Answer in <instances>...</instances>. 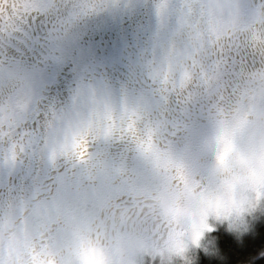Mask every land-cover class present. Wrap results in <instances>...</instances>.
Masks as SVG:
<instances>
[{"label": "flooded vegetation", "instance_id": "1", "mask_svg": "<svg viewBox=\"0 0 264 264\" xmlns=\"http://www.w3.org/2000/svg\"><path fill=\"white\" fill-rule=\"evenodd\" d=\"M39 2L48 7L36 15L26 31L15 36L0 34V98L5 96L4 82L13 80L19 82L17 92L35 97L34 104L42 99L60 109L53 114L38 150L14 144L0 151V262L67 264L70 245L86 240L98 244L114 240L118 247L150 246L145 234L155 220L152 201L157 189L145 173L149 167L157 171L156 161L165 153L156 142L158 134L149 120L160 105L149 83H167L184 60L198 48L208 46L216 31L251 29L249 39L264 42L259 21L252 19L251 11L233 14V19L224 22L216 17L205 24L192 47L172 39V13L167 15L164 27L156 28L166 29L162 41L157 43L155 36L138 33L148 15L157 16L151 1L117 18L107 13L109 0ZM91 28L99 30L100 37L109 44L121 35L126 49L80 77L79 58L98 38L89 37ZM126 28L133 31L131 38L123 34ZM67 43L73 44L71 51ZM99 76L104 87L106 76L119 80L115 82V94L107 106L87 105L85 95H78L76 90L82 83L92 85L90 78ZM66 88L68 93L62 92ZM262 90L264 76L242 81L227 111L246 105L254 92ZM50 95L53 99L48 101ZM29 99L22 97L21 105L26 106ZM73 116L77 117V125L71 128L69 146L60 129L66 119L75 120ZM198 123L192 119L187 125ZM85 146L86 154L81 156ZM50 169H64L51 189L42 180ZM121 193L129 203H115L114 194ZM137 202L146 208L143 215ZM89 264H97L94 256Z\"/></svg>", "mask_w": 264, "mask_h": 264}, {"label": "snow or ice", "instance_id": "2", "mask_svg": "<svg viewBox=\"0 0 264 264\" xmlns=\"http://www.w3.org/2000/svg\"><path fill=\"white\" fill-rule=\"evenodd\" d=\"M47 7L39 0H0V34H21ZM166 9L174 18L172 39L181 45L195 47L205 24L225 12L231 15L251 11L252 19L259 21L257 26L264 36V0H174L171 5L165 0L157 5V15H164ZM250 35L251 29L247 32L237 29L216 31L208 46L198 48L184 60L167 83H149V88L154 89L160 98V105L149 120L158 134L156 142L165 153L156 161L157 172L166 175L189 197H203L205 181L223 171L225 155L233 148L251 173L264 171V90L259 94L254 92L246 105L227 111L242 81L256 75L264 76V42L255 43L249 39ZM18 87L19 82L13 80H6L3 85L0 151L14 144L38 150L53 114L60 109L42 99L34 104L35 97L17 92ZM24 96L30 98L26 106L20 103ZM212 115L217 117L219 131V138L213 145L219 167L205 171L199 161H193V170L190 171L182 159H172L168 152L188 121L202 122ZM228 115L231 116L230 121L225 120ZM125 138H128L127 134ZM25 141L30 143L25 144ZM85 154L86 146L80 152L81 156ZM63 171L50 169L43 174L45 186L49 189L55 187ZM114 196L117 205L129 203L125 194ZM137 205L139 214L143 215L146 211L144 204L137 202ZM207 227L201 225L194 233V244H199ZM247 233L238 240L235 236L226 235L223 228L213 232L212 235L218 237L219 254L214 257L201 254L199 264H264V217L255 221ZM147 264H162V257H148Z\"/></svg>", "mask_w": 264, "mask_h": 264}, {"label": "clouds", "instance_id": "3", "mask_svg": "<svg viewBox=\"0 0 264 264\" xmlns=\"http://www.w3.org/2000/svg\"><path fill=\"white\" fill-rule=\"evenodd\" d=\"M216 120L212 115L183 128L171 145L170 158L182 159L190 171L193 161H199L202 170L217 169L213 151L219 138ZM225 120L230 121L231 116ZM145 175L157 189L152 201L156 208L155 220L145 234L150 240L147 253L127 244L118 247L114 240L103 244L77 241L70 245L67 264H89L93 256L97 264H147L148 257L161 252L162 264H199L201 254L218 255L219 246L213 252L210 243L216 241L213 232L223 228L234 236H242L251 231L255 221L264 217V171L251 173L239 160L235 148L225 155L223 171L205 181L203 197L184 195L166 175L151 167ZM201 225L208 227L203 230L199 244H194L193 235ZM170 239L180 242L179 253L168 251Z\"/></svg>", "mask_w": 264, "mask_h": 264}, {"label": "rangeland", "instance_id": "4", "mask_svg": "<svg viewBox=\"0 0 264 264\" xmlns=\"http://www.w3.org/2000/svg\"><path fill=\"white\" fill-rule=\"evenodd\" d=\"M153 2V4H150L153 8L155 7L156 9L153 10V12L155 11L157 14V5L165 2V0H109V4H110V8L109 10H107V13H110L112 18H117L122 16L123 14H125V11L130 10L133 7H137L138 10L139 8H142L146 3L148 2ZM167 3L169 5H171L172 3H174L173 0H167ZM75 6H71L70 8H74ZM139 12V11H138ZM151 13V12H149ZM167 15H171V11L169 10V12L167 13V9L165 10V14L162 16H155L152 17L150 15H148L147 20L145 21V25L139 26L138 29V33L143 32L145 35L149 36H155V41L158 43L160 41H162L164 39L165 36V31L166 29L161 28V30L156 31V28L160 29V25L162 27L165 26L166 23V18L168 17ZM237 15V14H235ZM234 15L233 14H228L227 12L223 13L220 16H217L218 19H220L221 21H226V19H233ZM108 22V21H107ZM110 22V21H109ZM165 23V24H164ZM174 24V23H172ZM103 28V27H102ZM105 29V28H104ZM102 29V30H104ZM81 32H83V29H80ZM107 30V29H105ZM73 31V30H72ZM84 31H86V28L84 29ZM96 31V33L94 32ZM41 32L43 33L44 31L41 30ZM71 32V31H70ZM91 34H90V38L94 37V36H98L97 39H93V42L89 45L87 49L86 48H81V49H86V51H84V54H82V57L79 58V60H81V66L82 68H77V75L80 77L85 76L84 72L86 73H92L94 69H92L95 65L98 66H102L105 63V60H109V59H114L115 57H117L120 53L121 50H125V42L122 38L121 35H119L116 38L111 39L110 44L108 43V40L103 39L100 37L99 30H94L91 28L90 30ZM137 33V34H138ZM123 34H126L129 38H131V34H133V31H131L130 28H126L123 31ZM136 34V33H134ZM69 39V36L67 37ZM125 40L127 41L128 39L126 37H124ZM69 50L71 51L73 49V44L72 43H67ZM130 45H127V47ZM121 57V56H120ZM127 57V56H126ZM81 71L83 72V74H81ZM148 76V75H147ZM149 77V76H148ZM62 80L66 81L67 78L66 76H61ZM92 81V85H86V84H81L79 85V90H78V95H85V103L87 105H104L107 106L109 101H111V98L115 94V82L119 81V80H112V78L106 76L105 79L108 80L106 87H104V85L102 84V77L99 76V78H95V77H91L90 78ZM62 92L68 93V88L62 90ZM147 92H150V90H148ZM54 95H56V92L53 93ZM51 99H53L52 95L48 96V101H50ZM73 118L75 120H70L67 121L66 119V124L64 125V127H62L60 129V135L62 136V139H66V142L68 143L69 146H71V128L75 127L77 125V117L73 116ZM224 233L230 235V236H234L233 234L225 231L223 229ZM248 233L244 234L247 235ZM242 235V236H244ZM242 236H235L236 239L241 238ZM216 237V236H215ZM212 243V250L216 247V241L210 242ZM150 246H136L135 248H139L141 250H143L144 252L147 253V250ZM182 250V246L180 244V242L178 240L175 239H170V241L168 242V251L170 252H176L179 253ZM215 252V250H213ZM157 255H160L162 257V252L161 253H153L152 257H155ZM204 255V254H203ZM206 256V255H204ZM1 264V262H0Z\"/></svg>", "mask_w": 264, "mask_h": 264}, {"label": "trees", "instance_id": "5", "mask_svg": "<svg viewBox=\"0 0 264 264\" xmlns=\"http://www.w3.org/2000/svg\"><path fill=\"white\" fill-rule=\"evenodd\" d=\"M226 234V233H225ZM226 235H228V234H226ZM228 236H230V235H228ZM244 236H246V235H244ZM240 239V238H239ZM238 239V240H239ZM217 245H218V237H216V247H217ZM216 247L213 249V250H215L216 251ZM220 251V250H219ZM214 252V251H213ZM218 254H219V252H218ZM218 256V255H217ZM205 257H208V256H205ZM219 258H223V257H219Z\"/></svg>", "mask_w": 264, "mask_h": 264}]
</instances>
